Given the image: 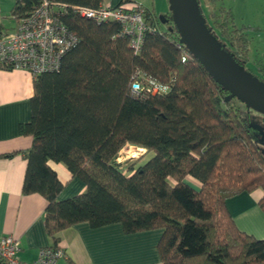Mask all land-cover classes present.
<instances>
[{
    "label": "trees",
    "instance_id": "trees-1",
    "mask_svg": "<svg viewBox=\"0 0 264 264\" xmlns=\"http://www.w3.org/2000/svg\"><path fill=\"white\" fill-rule=\"evenodd\" d=\"M53 1L89 7L104 2ZM39 2L15 0L11 14L18 21ZM200 2L216 41L264 81V61L255 69L249 63L246 27L234 25L229 8L220 5L206 14ZM171 16L169 10L165 23L149 18L158 29L147 31L134 53L119 35V23H97L67 10L62 21L78 43L58 71L33 79L30 120L19 125L21 134L32 137L31 146L3 156L25 158L22 193L45 198L53 247L60 246V232L77 223H120L125 233L161 229V264H264V238L238 229L226 206L228 198L260 188L264 209V136L241 115L238 103L244 104L229 99L188 49L181 61V36ZM136 70L170 83V90L133 94ZM126 145L145 152L121 163L117 158ZM49 161L63 164L85 190L60 199L65 184Z\"/></svg>",
    "mask_w": 264,
    "mask_h": 264
},
{
    "label": "crops",
    "instance_id": "crops-1",
    "mask_svg": "<svg viewBox=\"0 0 264 264\" xmlns=\"http://www.w3.org/2000/svg\"><path fill=\"white\" fill-rule=\"evenodd\" d=\"M14 2L0 0V35L17 24L11 14ZM32 94L33 77L29 71L0 67V235L9 234L17 239L16 257L22 261H33L42 247L53 244L45 230V198L37 193H22L25 158L22 154L3 156L31 146L32 137L21 134L19 125L30 120ZM49 165L65 184L60 199L85 190L84 183L72 177L63 164L49 161ZM186 181L198 187L199 183L192 177ZM262 195L259 188L226 200L237 228L259 239L264 238V209L258 204ZM161 233V229L125 233L120 223L101 227L77 223L60 232L59 245L67 255L61 264H161L156 248Z\"/></svg>",
    "mask_w": 264,
    "mask_h": 264
},
{
    "label": "built area",
    "instance_id": "built-area-1",
    "mask_svg": "<svg viewBox=\"0 0 264 264\" xmlns=\"http://www.w3.org/2000/svg\"><path fill=\"white\" fill-rule=\"evenodd\" d=\"M67 10L97 23H119V35L128 38L134 53L140 51L145 33L158 29L156 23L149 22V18L155 15L142 0H122L118 4L103 2L97 7L40 0L26 16L17 21L13 30L0 35L1 67L25 69L33 79L44 72L58 71L62 57L78 43L77 35L68 30L62 21ZM178 47L181 48V61H185L187 47L184 43H179ZM170 88V83L159 82L140 70L132 75L131 92L135 95L142 91L164 94ZM117 160L120 162L119 158ZM18 250L17 239L9 234L0 235V264H61L62 260L67 259L61 246L42 247L33 261L19 260L16 257Z\"/></svg>",
    "mask_w": 264,
    "mask_h": 264
},
{
    "label": "water",
    "instance_id": "water-1",
    "mask_svg": "<svg viewBox=\"0 0 264 264\" xmlns=\"http://www.w3.org/2000/svg\"><path fill=\"white\" fill-rule=\"evenodd\" d=\"M172 21L181 36V42L198 59L215 81L229 92L228 98H237L247 108L264 113V81L232 60L223 49L201 14L198 0H168ZM165 23L166 19L160 20ZM249 126L264 135L261 126Z\"/></svg>",
    "mask_w": 264,
    "mask_h": 264
},
{
    "label": "rangeland",
    "instance_id": "rangeland-1",
    "mask_svg": "<svg viewBox=\"0 0 264 264\" xmlns=\"http://www.w3.org/2000/svg\"><path fill=\"white\" fill-rule=\"evenodd\" d=\"M108 1L109 0H104V2ZM142 1L159 20H163L164 16L169 12L168 0ZM200 4L206 14H210L212 10L217 9L220 5L231 10L234 25L236 27H246L244 30L251 39L249 63L251 64L252 62L253 68H257V64L264 61V0H217L216 2L201 0ZM238 104L241 115L249 119L248 124L258 125L264 128V113L252 108H247L244 103V105ZM124 147L127 149L132 148L131 145H126ZM125 148L123 152H119L118 158H120L121 163L136 160L145 152L144 149L140 147L137 148L134 146L131 153L127 152ZM127 156L129 158H127ZM150 156L151 153L145 154L141 158L140 163L145 162Z\"/></svg>",
    "mask_w": 264,
    "mask_h": 264
},
{
    "label": "bare ground",
    "instance_id": "bare-ground-1",
    "mask_svg": "<svg viewBox=\"0 0 264 264\" xmlns=\"http://www.w3.org/2000/svg\"><path fill=\"white\" fill-rule=\"evenodd\" d=\"M131 147H132V148H131ZM131 147H130L131 149H127V148H125V149L127 150V152H130V153H131V152L133 151V147H134V146H131ZM130 153H129V154H130ZM121 154H122V153H121ZM127 158H129V157L127 156ZM119 159H120V158H119Z\"/></svg>",
    "mask_w": 264,
    "mask_h": 264
},
{
    "label": "flooded vegetation",
    "instance_id": "flooded-vegetation-1",
    "mask_svg": "<svg viewBox=\"0 0 264 264\" xmlns=\"http://www.w3.org/2000/svg\"><path fill=\"white\" fill-rule=\"evenodd\" d=\"M263 136H264V135H263ZM260 141H261L262 143H264V139H261Z\"/></svg>",
    "mask_w": 264,
    "mask_h": 264
}]
</instances>
